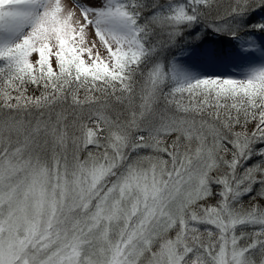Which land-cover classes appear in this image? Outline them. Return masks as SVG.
Wrapping results in <instances>:
<instances>
[{
	"label": "snow or ice",
	"instance_id": "6c2138e0",
	"mask_svg": "<svg viewBox=\"0 0 264 264\" xmlns=\"http://www.w3.org/2000/svg\"><path fill=\"white\" fill-rule=\"evenodd\" d=\"M0 264H264V0H0Z\"/></svg>",
	"mask_w": 264,
	"mask_h": 264
},
{
	"label": "rangeland",
	"instance_id": "374dc122",
	"mask_svg": "<svg viewBox=\"0 0 264 264\" xmlns=\"http://www.w3.org/2000/svg\"><path fill=\"white\" fill-rule=\"evenodd\" d=\"M88 39L91 40L92 37L89 36ZM94 51H96V49H94ZM98 51H99V53H100L101 56L107 58V53L105 52V50H104V48H103L102 46H100V47L98 48ZM36 55H38V54H33V58H35ZM84 59H85L86 61H87V59H88L86 54L84 55ZM53 67L56 68V65H55V62H54V58H53ZM229 71L235 73L236 75H239V74H240L239 70H237V69H230Z\"/></svg>",
	"mask_w": 264,
	"mask_h": 264
},
{
	"label": "trees",
	"instance_id": "16d2710c",
	"mask_svg": "<svg viewBox=\"0 0 264 264\" xmlns=\"http://www.w3.org/2000/svg\"><path fill=\"white\" fill-rule=\"evenodd\" d=\"M248 198L245 199V203H247Z\"/></svg>",
	"mask_w": 264,
	"mask_h": 264
}]
</instances>
